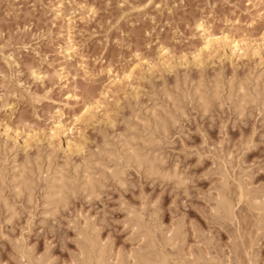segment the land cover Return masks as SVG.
<instances>
[{"label":"rangeland","instance_id":"374dc122","mask_svg":"<svg viewBox=\"0 0 264 264\" xmlns=\"http://www.w3.org/2000/svg\"><path fill=\"white\" fill-rule=\"evenodd\" d=\"M263 202L264 0H0V264L85 236L133 264L145 231L170 264H264Z\"/></svg>","mask_w":264,"mask_h":264},{"label":"bare ground","instance_id":"6f19581e","mask_svg":"<svg viewBox=\"0 0 264 264\" xmlns=\"http://www.w3.org/2000/svg\"><path fill=\"white\" fill-rule=\"evenodd\" d=\"M63 5V4H62ZM60 6V10H59V13H61L62 11H63V9H64V7L63 6ZM197 28L200 30V32L202 33V38H204V40H205V48L206 49H209V48H211L212 46H220L222 43H224V42H226L227 40H229V36L228 35H221V36H219V35H217V34H214V33H211V32H209L205 27H204V25H203V23H199L198 24V26H197ZM233 43V42H232ZM237 42L236 41H234V50H237V44H236ZM218 46V47H219ZM217 47V48H218ZM213 50V49H212ZM211 51V50H210ZM66 52H67V54H68V57L69 58H72L75 54H76V49H74V46H70L69 45V47L67 46V48H66ZM236 52V51H235ZM162 56V55H161ZM137 68V67H136ZM35 74V73H34ZM123 75V74H122ZM39 76L40 75H38V74H36V78H39ZM129 75L128 74H124V76H122V77H127V78H129L128 77ZM121 79H124V78H119V77H115V79H114V81L115 82H120L121 81ZM113 82V81H112ZM114 82V83H115ZM214 95V94H213ZM245 94H243V96H244ZM204 96V95H203ZM202 99V98H201ZM207 99V98H206ZM205 104V103H204ZM241 104V103H240ZM262 104V103H261ZM239 106H241V105H239ZM59 123H60V121H59ZM66 127V126H65ZM67 128V127H66ZM57 129H59V128H57ZM69 130V129H68ZM58 131V130H57ZM71 131V130H70ZM135 153V152H134ZM132 155V154H131ZM130 155V156H131ZM145 158V157H144ZM155 158V157H154ZM134 159H135V161L136 162H138V164H139V159H138V156H136L135 155V157H134ZM140 160H141V158H140ZM154 160V159H153ZM134 161V160H133ZM141 164H143V163H141ZM141 166V165H140ZM148 167V166H147ZM150 169L152 170L153 169V166L150 164ZM226 175V174H225ZM62 177V176H61ZM223 177V176H222ZM225 177V176H224ZM88 178V177H87ZM89 179V178H88ZM50 180V179H49ZM63 180V179H62ZM61 180V181H62ZM87 180V179H86ZM56 181V180H55ZM242 181V180H241ZM54 182V181H53ZM57 182V181H56ZM86 182V181H85ZM224 182H226V181H224ZM222 183L221 184V187H218V188H220L219 190H217L218 192V195H216L217 196V198H216V206H215V209H216V207H217V213H219L218 215L220 216V214L222 215V216H224L225 218H229V219H233V217L232 216H234V214L233 213H235L234 212V210H233V206H232V203H231V201L229 200V198L227 197L228 195H226L227 193H225V191H228L227 189H228V182H226L227 183V185L225 184V183ZM58 183H59V181H58ZM21 184V183H20ZM60 184V183H59ZM86 185H85V187L88 185V187H89V185H91V181H90V179L89 180H87V182L85 183ZM54 185H56V183L54 184ZM58 186V185H57ZM56 187V186H55ZM91 187H93V186H91ZM242 188L240 189L241 190V198L242 197H244V196H246V195H248L249 194V192H248V190H247V188L245 189L243 186H241ZM87 188V187H86ZM62 189H63V186L61 187V189L58 191V194H59V197H61L60 195H61V192L63 193L64 191H62ZM66 189V188H65ZM94 189V188H93ZM56 190V189H55ZM90 190H91V188H90ZM90 190H89V192H90ZM57 192V191H56ZM18 193V192H17ZM65 193V192H64ZM68 193V192H67ZM54 194V193H53ZM56 195V194H55ZM48 196H50V194L48 195ZM47 196V197H48ZM91 196V195H90ZM52 197V196H51ZM51 197H49V198H51ZM58 197V196H57ZM58 197V198H59ZM252 198H254V197H252ZM251 198V199H252ZM256 198H258V196L256 197ZM255 198V199H256ZM61 199V198H60ZM63 199V198H62ZM62 199H61V201H62ZM251 199H249V200H251ZM254 200V199H253ZM253 200H251L250 202H252ZM60 202V201H59ZM58 202V203H59ZM260 202V201H259ZM54 203V202H53ZM254 203H255V201H254ZM264 203V202H263ZM251 204H253V203H251ZM254 205V204H253ZM264 205V204H263ZM263 205H261V204H256V205H254V207L256 208L255 210H257V209H259V211H262V210H264V206ZM6 207V206H5ZM56 207V206H55ZM235 208V207H234ZM253 208V207H252ZM141 213V212H140ZM216 213V214H217ZM133 215V214H132ZM131 215V216H132ZM215 216H217V215H215ZM264 216V215H263ZM260 218V217H259ZM132 220L134 221V224H133V226L134 227H138V230L140 229V225H141V221H142V218L139 216V215H136L135 213H134V215H133V217H132ZM262 222V221H261ZM162 227V226H161ZM136 229V228H135ZM176 232H177V230H176ZM180 232V231H179ZM154 233V232H153ZM165 233H166V231H165ZM149 234V233H148ZM147 234V232L145 231L143 234H139V236H140V238L142 239V241L143 242H145L146 243V245L148 244V246H147V249H145V250H143V249H141V248H139V250L138 249H135V251H133V253L131 254V255H129V256H127V258H128V260H129V258L130 259H132L133 261H134V263L133 264H170V262H169V259H168V257L166 256V254L163 252V250L161 251V249H158V243L156 242V241H154L153 239L154 238H151L152 236H150V235H148ZM86 235V234H85ZM81 237V236H80ZM164 237H166V236H164ZM177 237V236H176ZM175 232H174V236L172 237H166V242H165V240H164V242L166 243L165 245L166 246H169V245H173V247L176 245V243H175V241H177V240H175ZM177 239V238H176ZM181 239V238H180ZM182 240V239H181ZM18 241V240H17ZM141 241V240H140ZM182 242V241H181ZM19 243L20 244H16V248H17V250H18V253H20L19 254V258H20V264H34L36 261H37V263L36 264H38L39 262L40 263H42V264H48L47 263V261H46V263L45 262H43V260L42 259H34V258H32L30 255H32V254H30L31 253V250H28V247H27V245L25 246L24 245V243H22V240L21 241H19ZM157 243V244H156ZM96 242L95 241H92V240H90L89 238H87L86 236L85 237H83V239H82V247H81V251H80V254L78 255V258H75V261L74 262H72V264H126V262H125V259H123L119 254H118V256H117V261L116 262H110L109 260H111L112 259V257H111V259H110V257H106V255H104V248H102L101 246H99V247H97L96 246ZM104 244V243H103ZM168 244V245H167ZM175 244V245H174ZM99 245V244H98ZM164 245V244H163ZM106 248V247H105ZM109 249V248H108ZM181 249V248H180ZM30 251V252H29ZM108 251V250H107ZM112 253V252H111ZM202 253V252H201ZM113 254V253H112ZM121 254V253H120ZM205 255V254H204ZM109 256V255H108ZM114 257V256H113ZM172 257V256H171ZM192 257V256H191ZM36 258V257H35ZM190 258V257H189ZM211 258V257H210ZM18 259V258H17ZM32 259H33V261H32ZM214 259H215V257H214ZM34 260H35V262H34ZM128 260H126V261H128ZM132 260H131V262H132ZM225 260V259H224ZM185 262V261H184ZM190 262V264H215V263H213V260L212 259H208V258H204V256L203 257H199V258H194V259H192V260H188V261H186L185 262V264H188V263ZM215 262V261H214ZM50 264V263H49ZM129 264V263H128ZM216 264H217V261H216ZM220 264V263H219Z\"/></svg>","mask_w":264,"mask_h":264}]
</instances>
